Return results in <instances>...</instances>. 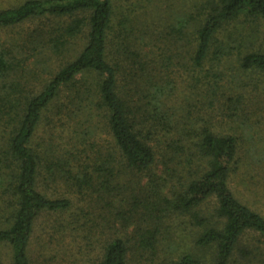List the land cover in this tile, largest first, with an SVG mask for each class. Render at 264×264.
<instances>
[{"label": "trees", "instance_id": "obj_1", "mask_svg": "<svg viewBox=\"0 0 264 264\" xmlns=\"http://www.w3.org/2000/svg\"><path fill=\"white\" fill-rule=\"evenodd\" d=\"M140 1L25 0L0 11V31L30 21L54 23L51 31H38L39 38L44 33L47 36L46 45H35L39 39L36 36L28 41L38 57L45 50L63 54L74 41H82V47L69 61L41 80L39 90L17 82L16 74L25 72L28 57L24 53L13 49L0 52V247L9 250L8 264H33L29 249L36 221L44 213L63 214L70 208L68 200L51 199L40 190L39 179L45 171L60 178H70V172L61 167L55 171L48 160V149L35 141L51 109L63 112L57 103L65 92L68 103L75 108L67 113L89 116L87 124L93 126L92 113L96 112L125 167L143 174L139 184L148 178L146 184H141L145 190L139 199L117 215L126 217L119 232L122 237L107 242L98 264H131L139 252L148 255L146 260L151 259L165 238L163 224L172 220H188L196 228L191 232V251L176 264H264L257 256L258 246L249 241L254 236L255 242L264 237V217L237 199L229 186L239 171L235 137L203 130L193 147L198 156L197 169L191 175L190 162L180 164L186 176L178 188L167 184L162 187L165 177L152 171L156 150L148 133L141 131L140 120L146 114H157L158 104L151 101L153 113L148 109L136 113L118 84L127 59L117 41L136 40L133 33L139 23L136 11L143 7ZM124 5L128 15L123 14ZM192 8L193 12L180 11L172 29L174 36L192 40L191 59L198 67L207 60L218 36L239 20L264 23V0H203ZM239 56L245 71H264V50ZM85 134L94 135L90 127ZM171 153L176 154L174 150ZM105 172L112 176V167L107 166ZM99 179L96 175L95 180ZM130 225L139 233L135 239L127 232Z\"/></svg>", "mask_w": 264, "mask_h": 264}, {"label": "rangeland", "instance_id": "obj_2", "mask_svg": "<svg viewBox=\"0 0 264 264\" xmlns=\"http://www.w3.org/2000/svg\"><path fill=\"white\" fill-rule=\"evenodd\" d=\"M24 1L0 0V11ZM201 1L141 0L143 7L136 11L139 23L133 33L136 40L117 41L120 53L124 52L127 59L118 84L123 98L136 113L145 109L153 113L151 101L158 104L157 114L142 116L140 128L151 137L156 150L152 171L165 177L162 187L166 184L179 187L186 176L180 164L187 160L192 167L191 175L196 171L198 156L193 147L203 130L231 135L238 143L239 171L232 176L230 189L237 199L264 217V71H245L239 56L264 50V23L239 20L218 36L205 63L195 66L191 59L193 47L189 45L192 40L174 36L172 27L182 9L193 12V4ZM126 7L122 11L128 15ZM53 26L54 23L45 20L30 21L0 31V52L13 49L28 57L25 72L17 73L16 77L17 82L33 90H39L41 80L57 71L82 47V41L77 40L63 54L43 49L38 57L28 41L31 37L36 39L41 28L47 32ZM39 39L35 45L38 42L40 46L46 45L45 33ZM154 92L157 93L153 95ZM68 96L65 92L57 103L62 113L52 108L47 114L35 141L48 149V160L55 171L61 167L70 172V178H60L45 171L39 179L40 190L51 199L68 200L70 208L63 214L44 213L36 221L29 249L33 264H98L107 242L122 237L119 232L122 218L126 217L117 215L139 199L140 192L145 190L141 184L148 182L144 178L139 184L143 174L125 167L96 112L92 113L93 126L87 124L89 116L67 113L75 110L68 103ZM87 127L94 135L85 134ZM107 166L112 167V176L106 174ZM96 175L99 180H95ZM194 229L188 220L163 224L166 235L156 247L155 255L146 260L148 255L139 252L134 259L130 256L131 264H176L191 251ZM127 232L131 239L139 234L134 225ZM259 239L255 242L254 236L249 241L258 246L257 256L264 260L261 258L264 237ZM8 255L9 250L0 247L3 264H8Z\"/></svg>", "mask_w": 264, "mask_h": 264}]
</instances>
